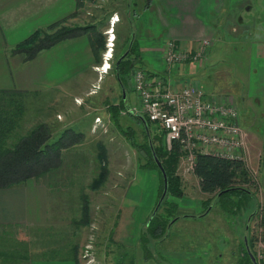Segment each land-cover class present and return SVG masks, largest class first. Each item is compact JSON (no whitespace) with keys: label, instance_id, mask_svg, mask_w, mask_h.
<instances>
[{"label":"rangeland","instance_id":"rangeland-1","mask_svg":"<svg viewBox=\"0 0 264 264\" xmlns=\"http://www.w3.org/2000/svg\"><path fill=\"white\" fill-rule=\"evenodd\" d=\"M137 2L138 5L135 6L132 0H83L72 19L74 22L70 25L93 23L95 30L101 33L104 40L99 61L93 62L94 75L86 89L78 95H72L68 88H47L24 97L23 113L14 131L15 136L24 134L40 122L47 125L50 138L68 126L79 129L83 134L77 143L63 152L62 166L60 171L58 169L56 180L49 178L50 188L45 185V178L29 180L25 184L17 185H27L25 189L15 192L12 196H6L10 204H20L22 209L24 203L32 209L31 214L36 211L35 219L38 216L39 219L30 225L20 223L0 232V252L12 255L11 259H5V262L0 258V264H26L25 261L40 260L41 253L52 250L58 252L54 261L64 260V257L70 260L75 252L76 264H208L214 259L209 255L212 248L207 244L208 240L205 244L204 241L211 236V228L222 229L221 222L225 215L215 207L216 209L197 217L203 214L202 210L205 212L206 208L201 200L206 197L196 192L194 184L190 181L192 172L187 171L179 159L175 163V172L181 184L183 183L184 191L182 190L181 197L176 199L169 196L167 201L177 203L176 213L195 217H178L174 222L172 219L167 226L166 236L147 237V222L153 215L152 209L159 198L157 196L160 195V175L158 171H149L143 165L151 153L152 145H161V142L158 136L152 137L154 131L147 130L146 133L139 119L128 114V109L125 108V105H128L133 111L140 109L137 94L132 91V69L123 79L121 86L125 95L122 99V88L112 73L111 64L113 53L123 50L122 46L125 47L135 34L137 42L133 53H141V56L136 59L133 57V67L140 66L155 72L154 68H149V64L157 61V72H163V63H158V60L159 56L161 59L165 42L169 40L162 42L161 48L156 49V45L161 43L158 40L161 31L153 26L151 20L149 25L148 19L151 16L148 13L140 12L139 8L144 0ZM132 10L135 14H131ZM148 27L152 38L146 35L148 33L145 28ZM148 45L151 49L147 48ZM139 46L142 50H139ZM240 56L243 60L242 55ZM208 57L207 61L202 59L203 65L195 76L189 74L188 66L179 71L171 69L170 76L174 75L175 80L194 79L202 91L205 94L210 93L211 95H206L216 101L217 96L229 93L234 95L233 88H236L238 81L248 82V78L253 79L257 75L253 71H238V54H226L221 46L209 51ZM190 65L195 67L198 64ZM240 107L241 102H237L235 108L239 110ZM139 115L142 116L140 113ZM149 126L151 130L153 125ZM248 137L246 136L247 152L244 165L252 182L248 188L255 198L248 201L246 210H240V216H234V219L225 216L229 219L230 226H233L230 221L235 225L237 218L240 220L244 213L250 214L253 210L252 224L255 225L259 215L262 218L258 201V197L262 198L261 183L258 172L254 171L256 151L252 149L253 143L248 142ZM99 142L106 149L108 175L99 189L91 190L88 184L96 173L94 154L95 144ZM30 185L39 188L40 192ZM40 193L44 198L41 216L39 208H43V204L39 199ZM82 193L86 194L88 199L86 223L79 212V195ZM161 211L162 208L158 210ZM21 212L22 210H19V213ZM235 229H240V223H237ZM142 233L147 241H143ZM190 240L194 244H189ZM252 241L251 250L255 258L256 245L255 241ZM205 246L208 247L204 250L208 257L205 255L203 258L201 250ZM178 249H182L183 260L178 256ZM233 253L234 255L222 252L223 256L218 264H229L231 255L234 256L233 264H238V248H235ZM261 254L264 263V248ZM198 258L200 263L195 261Z\"/></svg>","mask_w":264,"mask_h":264},{"label":"crops","instance_id":"crops-1","mask_svg":"<svg viewBox=\"0 0 264 264\" xmlns=\"http://www.w3.org/2000/svg\"><path fill=\"white\" fill-rule=\"evenodd\" d=\"M132 4L138 5L137 0H132ZM77 9L76 0H0V90L22 91L24 99L40 89L68 88L72 95H78L86 89L94 75L92 70L94 59L87 36L79 35L60 40L49 48L40 50L28 60H25L22 54L10 51L37 28H45L55 22L70 25L71 22H74L72 19ZM139 9H141V13H148L151 16L148 19L149 25L151 20L153 26L155 25V28L157 27L161 31L160 39H158L161 43L156 45V49H160L165 40H172L184 47L194 48L201 39L209 38L212 43L207 49L203 61L208 60L209 51L221 46L226 54H238L237 60L239 61L237 63H240L237 66L238 71H253L257 74L253 79L246 78L248 82L238 81L236 88H233L234 95L229 93L216 98L217 100H227L234 106L237 102H241V107L237 110V121L249 136L248 142L253 143L252 149L256 151L254 162L256 170L254 171L258 172L261 183L260 195L262 198L258 197V201L262 209V211L260 209L262 214L261 233L264 243V0H144ZM131 14H135V12L132 10ZM145 31L148 33L147 37L152 38L153 35L149 27L145 28ZM133 36L132 40L136 43L135 34ZM147 48L151 49V46L148 45ZM140 49L141 46H139ZM159 62L162 64L160 56ZM201 63L195 67L184 64L177 67L176 70L179 71L188 66L189 74L195 76L203 65ZM156 64L157 61H152L149 68H154L155 72L159 71L156 70ZM148 71L150 72V70ZM172 76L174 77V75ZM197 85H199L198 82ZM190 176V181L194 184L196 192L205 195L198 191L197 178L193 174ZM25 187L27 185L0 188V202H2L0 203V232L20 223L30 225L39 219L38 215V218L35 219L36 211L35 214H31L32 209L24 203L22 204L23 208L20 209V204L7 202L6 196L9 194L12 196ZM30 187H34L38 193L40 192L36 186L30 185ZM182 190L184 191V188ZM41 193L43 194L42 191ZM41 193L39 199L42 201L43 208H39L40 216L44 210V198ZM183 195L185 196V194ZM215 207H206L205 212L202 210L203 214L197 217L217 208ZM19 210L22 212L19 213ZM251 218L250 215L246 221L237 218L235 225L230 221L233 225L230 226L229 219L224 216L221 230L211 228L209 232L211 236H208V239L204 241L205 244L208 240L207 244L212 248V251L209 250V255L214 258L208 264H218L224 251L234 255V249L238 248L239 258L241 255L240 246L243 245L247 250L251 238V220H253ZM230 219H234V217H230ZM237 223H240L239 230L235 229ZM191 242L194 244L192 240L189 244ZM207 248L205 246L201 250L203 258L205 255L208 257L206 251L204 252ZM177 251L180 252L179 258L183 260L182 249ZM233 255H231L232 259ZM48 259H30L25 262L26 264H75L69 259L61 261ZM232 259L231 261L229 259V264H233ZM195 261L200 263L199 258Z\"/></svg>","mask_w":264,"mask_h":264},{"label":"trees","instance_id":"trees-1","mask_svg":"<svg viewBox=\"0 0 264 264\" xmlns=\"http://www.w3.org/2000/svg\"><path fill=\"white\" fill-rule=\"evenodd\" d=\"M82 2L83 0H76V7L79 8ZM95 29L93 23L62 25L60 22H55L45 28L35 29L10 51L11 53L22 54L23 58L28 60L40 50L49 48L60 40L85 35L88 38L94 62H98L100 52L104 47V40L101 33ZM135 48L136 44L130 38L126 46H122L123 50H120L119 53H113L111 70L118 84H123L125 75L132 69L133 57L136 59L141 56L138 52L133 53ZM124 52L125 54L121 56ZM117 59L119 61L116 63ZM23 96L24 92L19 90H0V188L22 185L28 180H38L40 178H45V185L50 188L49 178H55L56 180L58 169L60 171L62 166L63 152L69 146L77 143L83 133L79 129L68 126L59 131L56 136L50 138L47 125L40 122L24 134L15 136L14 131L23 113ZM108 109L110 110V108ZM127 113L132 116L131 113ZM142 117L145 120L147 130L154 131L152 137L157 138L158 136L161 142V145H152L151 153L148 155L143 167L149 171H158L160 175L159 194L162 190V177L154 162L153 155L159 160L167 179L166 193L146 226L147 237L158 238L166 236L167 226L172 219L174 222L178 217L195 216L176 213L177 203L167 201V197L177 199L183 193L180 178L175 172V163L179 157V151L177 146L173 145L168 152H165L162 131L158 130L157 125L150 123L144 115ZM149 125H153L151 130ZM95 148L96 173L88 184L91 190L99 189L108 175L106 149L100 142L95 144ZM191 172L197 178L198 191L207 195L206 198L201 200L204 208L216 206L225 216L230 218L240 215V210L242 208L246 210L248 201L255 198L253 192L248 188V185L251 184L250 174L244 162L239 159L197 152ZM79 198L81 199L79 204L80 217L85 219L84 223H86L88 221V199L86 194L83 193L79 195ZM160 208H162V211L158 212ZM248 211H250V208ZM251 213H244L245 218L242 217L241 221H246L249 215L252 217L253 213ZM257 225L256 222L255 225L252 224L251 226V238L250 243L247 242V250L243 245L240 246L242 256L238 258V264H250L248 251L252 252L250 250L252 240L256 241L258 238L255 230ZM142 239L147 241L143 233ZM44 254L41 253L40 258L46 256L45 258L56 259L55 255L58 252L55 253L52 250ZM74 254L75 252L70 260L76 264ZM10 256L12 255L0 252V258L4 262L5 259H11ZM20 257L25 258V256ZM63 259L66 260L67 258L64 257Z\"/></svg>","mask_w":264,"mask_h":264},{"label":"built area","instance_id":"built-area-1","mask_svg":"<svg viewBox=\"0 0 264 264\" xmlns=\"http://www.w3.org/2000/svg\"><path fill=\"white\" fill-rule=\"evenodd\" d=\"M211 43L209 38H203L194 48H189L169 40L161 54L163 72L133 67L131 73L132 91L137 94L140 105V109L134 111L158 126L167 152L173 145L177 146L178 159L187 171H192L197 152L242 162L246 159L247 134L238 124L235 106L224 99L212 101L194 79L175 80L170 76L171 69L184 64H200ZM256 222L255 260L256 264H264L260 215Z\"/></svg>","mask_w":264,"mask_h":264},{"label":"water","instance_id":"water-1","mask_svg":"<svg viewBox=\"0 0 264 264\" xmlns=\"http://www.w3.org/2000/svg\"><path fill=\"white\" fill-rule=\"evenodd\" d=\"M126 51H127V50H126ZM124 54H125V52H124L121 56H123ZM121 56H120V57H121ZM120 57H119V59H120ZM119 59L116 60V63L119 61ZM116 63H115V64H116ZM120 86H121V84H120ZM121 88H122V86H121ZM121 93H122V99H124L125 91L123 90V88H122V90H121ZM125 108L128 109V112H129V113H131L132 115H134V116H136L137 118H139L140 122L142 123V125H143V127H144L145 132L147 133V126H146V124H145V120L143 119V117H142L141 115H139L138 113H136L135 111L129 109L128 105H125ZM153 159H154V162H155V164H156L158 170L160 171V174H161V177H162V191H161V193H160V195H159V198H158V200L156 201V203H155V205H154V207H153V209H152V213H151V215L154 214V212L156 211L157 207L159 206V204H160L162 198L164 197V195H165V193H166V185H167L166 174H165V172H164V170H163V168H162V166H161L159 160L155 157V155H153ZM248 254L251 256V253H250L249 251H248ZM251 261H253L252 257H251ZM252 264H255V263L252 262Z\"/></svg>","mask_w":264,"mask_h":264},{"label":"flooded vegetation","instance_id":"flooded-vegetation-1","mask_svg":"<svg viewBox=\"0 0 264 264\" xmlns=\"http://www.w3.org/2000/svg\"><path fill=\"white\" fill-rule=\"evenodd\" d=\"M240 256H242V254ZM249 257H250V264H252V262H254L256 264V260H255V258L253 256V253L251 254V256L249 255ZM251 257H252L253 261H251Z\"/></svg>","mask_w":264,"mask_h":264},{"label":"bare ground","instance_id":"bare-ground-1","mask_svg":"<svg viewBox=\"0 0 264 264\" xmlns=\"http://www.w3.org/2000/svg\"><path fill=\"white\" fill-rule=\"evenodd\" d=\"M111 31V30H110ZM103 68V67H102Z\"/></svg>","mask_w":264,"mask_h":264}]
</instances>
